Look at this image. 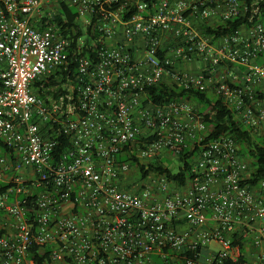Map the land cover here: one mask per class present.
<instances>
[{"label":"built area","instance_id":"built-area-1","mask_svg":"<svg viewBox=\"0 0 264 264\" xmlns=\"http://www.w3.org/2000/svg\"><path fill=\"white\" fill-rule=\"evenodd\" d=\"M245 11L242 0H0V264H264L251 159L233 136L206 140L192 101L147 94L218 97L264 141V27L198 30ZM193 144L183 184L158 169Z\"/></svg>","mask_w":264,"mask_h":264},{"label":"trees","instance_id":"trees-1","mask_svg":"<svg viewBox=\"0 0 264 264\" xmlns=\"http://www.w3.org/2000/svg\"><path fill=\"white\" fill-rule=\"evenodd\" d=\"M242 2L246 7L245 14L242 17L219 23L214 26L201 23L198 30L203 35L210 36L215 40L231 34L243 25L250 26L251 24L260 23L264 27V0H242ZM62 10L69 18V22H71V18L75 17L73 10L64 7ZM255 11H257V13L253 14L252 12ZM250 17H252L251 22H249ZM83 54L84 52H82V55ZM70 69L75 73L74 65H72ZM40 84V82H37L38 86ZM147 94L155 105L182 100H190L199 105L200 109L198 113L200 114L202 121L208 125V136L206 140L215 139L220 136H233L240 146L242 154L251 159L253 172L250 183L254 185L264 179V141L258 136H252L244 130L239 122L231 115V112L222 103L221 99L205 92L184 91L176 87L170 88L163 84H158L154 88L148 89ZM65 145L66 143L64 142L63 146ZM197 152L198 147L196 144H193V148L175 149L173 150V153L175 154L179 166L174 170H171L168 167L164 169L159 167L158 169L161 172H164L171 180L178 184H183L187 179V172H189V160L193 155L197 154ZM238 242L239 238H236L235 243ZM241 250L243 251V248ZM43 259L44 256H40V258L37 255L35 256L37 264H42ZM245 263L246 261L244 258L240 256L238 262L234 264ZM224 264L232 263L225 262Z\"/></svg>","mask_w":264,"mask_h":264},{"label":"rangeland","instance_id":"rangeland-1","mask_svg":"<svg viewBox=\"0 0 264 264\" xmlns=\"http://www.w3.org/2000/svg\"><path fill=\"white\" fill-rule=\"evenodd\" d=\"M193 105H194L195 110H196V111H199V106L196 105L195 103H194ZM171 163L174 164V165L177 163V161H176V157H175V156L173 157V160L171 161ZM173 168H174V167H173ZM248 246H249V245H248Z\"/></svg>","mask_w":264,"mask_h":264},{"label":"crops","instance_id":"crops-1","mask_svg":"<svg viewBox=\"0 0 264 264\" xmlns=\"http://www.w3.org/2000/svg\"><path fill=\"white\" fill-rule=\"evenodd\" d=\"M192 70H193V71L198 70L197 66H196V65H192ZM262 91L264 92V89H263V88H262ZM263 95H264V94H263Z\"/></svg>","mask_w":264,"mask_h":264}]
</instances>
